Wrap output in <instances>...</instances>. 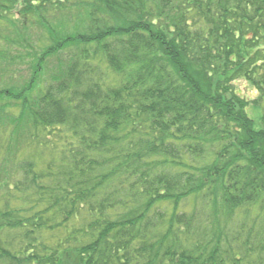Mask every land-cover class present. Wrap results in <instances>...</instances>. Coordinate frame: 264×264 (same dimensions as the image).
I'll return each mask as SVG.
<instances>
[{
    "label": "trees",
    "instance_id": "16d2710c",
    "mask_svg": "<svg viewBox=\"0 0 264 264\" xmlns=\"http://www.w3.org/2000/svg\"><path fill=\"white\" fill-rule=\"evenodd\" d=\"M0 264H264V0H0Z\"/></svg>",
    "mask_w": 264,
    "mask_h": 264
},
{
    "label": "rangeland",
    "instance_id": "374dc122",
    "mask_svg": "<svg viewBox=\"0 0 264 264\" xmlns=\"http://www.w3.org/2000/svg\"><path fill=\"white\" fill-rule=\"evenodd\" d=\"M51 11V8L49 10H47L46 14L49 13ZM16 17H18V14H16ZM53 17V16H51ZM30 20H32V18H30ZM75 23V22H74ZM36 32L39 30H35ZM25 73L28 74V72L25 70ZM20 76L21 74H16V79L17 81L20 82ZM236 90L241 94V96H244L246 99H254L257 97V92L255 89H253L247 82L241 80V81H237L236 82ZM253 113L256 115L255 111H253ZM42 160L41 157L39 159V168H42Z\"/></svg>",
    "mask_w": 264,
    "mask_h": 264
}]
</instances>
